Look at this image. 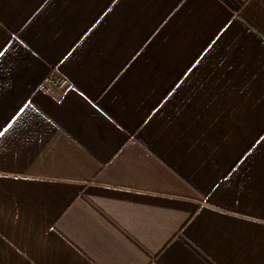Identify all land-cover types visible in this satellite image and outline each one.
<instances>
[{
  "label": "crops",
  "instance_id": "0c3cea01",
  "mask_svg": "<svg viewBox=\"0 0 264 264\" xmlns=\"http://www.w3.org/2000/svg\"><path fill=\"white\" fill-rule=\"evenodd\" d=\"M0 264H264V0H0Z\"/></svg>",
  "mask_w": 264,
  "mask_h": 264
},
{
  "label": "built area",
  "instance_id": "2783aa9c",
  "mask_svg": "<svg viewBox=\"0 0 264 264\" xmlns=\"http://www.w3.org/2000/svg\"><path fill=\"white\" fill-rule=\"evenodd\" d=\"M57 85H59V86H60V85H61V83H58Z\"/></svg>",
  "mask_w": 264,
  "mask_h": 264
}]
</instances>
